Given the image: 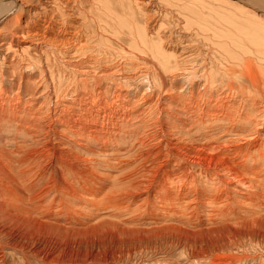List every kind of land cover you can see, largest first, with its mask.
<instances>
[{
    "label": "bare ground",
    "instance_id": "bare-ground-1",
    "mask_svg": "<svg viewBox=\"0 0 264 264\" xmlns=\"http://www.w3.org/2000/svg\"><path fill=\"white\" fill-rule=\"evenodd\" d=\"M88 1L0 0V264H9L6 250L28 264L42 254L14 223L49 224L39 209L78 221L72 206L82 198L89 209L80 217L107 212L135 229L145 220L233 224L242 235L229 231L232 245L250 240L264 259V51L254 63L240 34L199 30L221 53L209 62L190 40L162 36L159 19L146 15L153 0H115L145 15L122 34L100 16L108 8ZM217 1L250 13L264 36V0ZM55 188L67 201L47 204ZM220 255L213 264L238 258Z\"/></svg>",
    "mask_w": 264,
    "mask_h": 264
},
{
    "label": "rangeland",
    "instance_id": "rangeland-1",
    "mask_svg": "<svg viewBox=\"0 0 264 264\" xmlns=\"http://www.w3.org/2000/svg\"><path fill=\"white\" fill-rule=\"evenodd\" d=\"M99 1H100L99 5H101V9L104 8L102 9L103 11L107 8L110 10V11L108 9H107L108 11L105 10L106 12L104 11L103 14H101L100 16L104 20H106L111 30L109 28L108 29L111 32H115L118 34L126 33L127 32L126 24H130L129 20L131 22L134 21V23L132 24L139 23L140 25H143V23L145 22V15L142 14L140 15V13L133 6L129 5L126 1L123 4V7L125 5L124 7L125 9L117 5L115 0H110L109 4L106 6L104 5L103 0H99ZM171 1L174 2L173 0ZM235 1L241 2L240 4H244L249 8H251L250 6H252L247 2H245V0L244 1L235 0ZM88 2H90V0ZM101 2L103 3V5ZM111 2L113 3L111 4ZM172 2H169L167 0H153L150 3L151 5L149 4L148 10L146 12V15L149 16L155 15V17L159 19V25L162 29L161 32H163L161 33L162 36L166 37L167 35H169V32L172 31L171 36L175 37V40L179 41L178 44L180 43L187 44L188 43L187 40H190L189 43L193 45V50H204L205 52H207V57H206L207 61L217 62L220 60L219 57L221 53L217 51V49H215L216 47L214 45H211L205 41L204 34H201L199 30L204 32L207 31V29H210V32L214 31L224 35L231 34V36H233L236 34V37H240L241 35V38L244 41L243 44L244 46L246 45L244 49H248V51L252 54L250 55L251 57L249 56V58L255 59L253 61L254 63H256L255 62L256 58L259 56L262 57L259 54V52L264 51V36L259 34L261 28H259L257 24L255 25L252 24L257 22L254 19V17L251 16L250 13L246 14L238 9L225 6L219 3L217 0H201L200 3L193 4V6H188V7H184L183 2H178V5ZM111 7L113 11L110 9ZM129 7L131 8V10H129L130 9ZM252 10L255 9L253 8ZM256 12L257 14L262 15L258 11ZM107 17L110 19H108ZM123 26L126 28H124ZM213 26L216 27L217 29L213 28ZM128 31H130V29ZM197 33H199V35H197ZM165 41L163 42L165 43L163 45H166V47L170 48L172 44L170 43L169 45H167V41L166 42ZM256 41H258L260 45H262V47L256 45L255 44ZM214 54L216 56L215 57L216 59L214 58ZM59 165L60 164L58 162L55 164L57 168L59 167ZM57 171H56V177L58 176V173L59 174L62 173V175H60L61 177L67 173V170L65 168L59 169L58 172ZM62 193L65 194L64 191ZM62 193L60 190L58 191V189L55 188V192L52 191V193H50L51 195L49 194L45 198L47 204L50 201V199L53 200L54 197H55L54 200H59L61 198L62 199L64 198L67 201L66 199L67 196L62 195ZM87 201L88 199L86 200V198L84 199L82 198L78 200L77 202L78 204L75 207L72 206L74 210L77 211L75 217H78L79 219L77 218L78 221L73 220L69 224H67L68 222L67 219L65 218V215L62 214L58 215L57 213L58 210L56 209H54V211L56 210L55 213L54 212L51 213L52 216L51 214H48V212L47 213L45 212V214H43L40 213L41 212L40 209L38 210L39 219L38 217L37 219L40 220L42 218L47 217L46 220L47 223H49V224L45 223L39 228L32 227L33 228L32 230H28L30 228L29 227L30 224H23L19 222L14 223L16 225L15 226L16 229H14V232L17 233L19 236L24 237L23 238L24 242L27 239L26 244L29 245L28 248L32 249L33 251L38 249L39 252H42V254L40 255L32 253L33 258L32 259L30 258V261L32 262L30 264H42L41 261L43 260L44 262L45 261L44 258H46V260H49L51 264H96V263L100 264V262L101 264H213L214 262L213 258H215V256L217 257V255L220 254H221L220 257H222V259L226 256L235 255L234 257H238L233 261L234 264H263L262 262L264 261V259H262L261 262L260 258L258 257L263 254H260L261 253L260 251L255 250V247H252L253 245L250 244L249 242L250 240L243 241L244 243L240 246L232 245V243L236 241V239H232L235 236V234H236L235 237L242 235V230H239L238 228L234 227L233 224H229V227L226 226L228 224L223 225L221 226L222 229H211L213 227H210V225L200 224L198 222L196 223V225L192 223L191 224L178 223L176 224L177 226L175 225V227H171L172 226L171 224L169 225L167 224L169 228L171 227V229H169L163 223L166 226L165 229V226L163 224H156V223L150 224V222H146L147 220H145L142 222L141 224L142 226L139 225L138 227L135 225L137 228L135 229L134 225L130 224L131 220L127 219V217H125L126 220L125 222H123L125 218L112 219L111 217H109L110 213L107 212H103L101 215H99L100 221L102 223L101 222L99 223V216L98 219L96 218L97 216L95 217L92 216L91 218H87L85 217L87 214L84 216V218L80 217L79 214L85 213V210L89 209L88 207H86ZM134 209L136 208L134 207ZM54 214H57V217ZM87 216L89 217V215ZM59 219L61 222L59 221ZM105 219L106 222L107 220L108 221L111 220L110 221L111 223L104 222ZM62 221L64 223L60 225L59 222L62 223ZM127 221H129L130 223ZM55 223L58 224V226L54 225ZM178 225L181 229L178 227ZM185 225H187L188 227H186ZM230 225L232 228L230 227ZM152 226L153 227L157 226L159 228L155 227L156 231L154 232L155 229H152L153 228ZM160 226L162 228H160ZM189 226L194 228H191ZM23 227L25 228V230ZM172 228H176V229L174 230ZM148 229L151 231H148ZM184 229L187 231L189 230V232L190 229H192L191 230L192 233L193 231L196 232V238L195 236L186 232ZM201 229H204L206 233L199 232ZM17 230L19 231L16 232ZM237 230L241 232H238ZM29 231L31 232V234L29 233ZM229 231L230 233H233L231 231H234V233L232 234L234 236L231 235L232 238H230V234L228 233ZM248 231L252 232V230H247V232ZM29 239L30 241H28ZM193 239L196 240L194 241ZM191 240H193V242ZM230 240L232 241V243ZM225 241H227L228 243ZM194 242L196 243L194 244ZM228 244H231V247ZM200 248L202 249L203 254L201 253ZM209 250L211 253L209 252ZM198 252H200V255L201 254L203 255L202 257H204V259H200L197 257L199 255ZM18 253L19 252L14 253L11 250L5 251V256L9 264H12L11 260L14 261L13 264L27 263L23 261L24 258H22L21 254L19 253L20 254L19 255ZM244 254H245L244 257H240L241 255L243 256ZM41 257L43 259H41ZM8 258L10 261L8 260ZM92 260L96 261V263L93 262ZM236 261L237 263H235Z\"/></svg>",
    "mask_w": 264,
    "mask_h": 264
}]
</instances>
